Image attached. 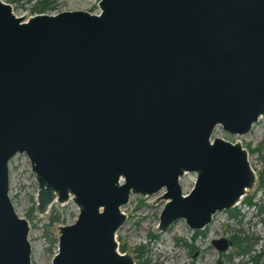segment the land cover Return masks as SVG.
I'll return each instance as SVG.
<instances>
[{
    "label": "water",
    "instance_id": "obj_1",
    "mask_svg": "<svg viewBox=\"0 0 264 264\" xmlns=\"http://www.w3.org/2000/svg\"><path fill=\"white\" fill-rule=\"evenodd\" d=\"M99 11L14 14L0 0V264H31L9 197L25 154L36 209L69 200L52 264H135L116 232L131 194L163 186L158 230H203L254 174L239 142L264 117V0H99ZM197 180L183 195L179 177ZM223 254L225 236L211 240ZM215 264H224L222 259Z\"/></svg>",
    "mask_w": 264,
    "mask_h": 264
},
{
    "label": "rangeland",
    "instance_id": "obj_2",
    "mask_svg": "<svg viewBox=\"0 0 264 264\" xmlns=\"http://www.w3.org/2000/svg\"><path fill=\"white\" fill-rule=\"evenodd\" d=\"M4 1L12 6L13 12L17 16L28 18L36 14L32 11L34 0ZM98 1L55 0L56 8L44 13L55 14L64 10H87L97 13L99 11ZM213 136L228 141H239L244 146L249 139L253 145H257L263 140L260 153L263 157L262 160L258 158L257 153H254L251 155V162L256 168L264 169V117L259 119L249 134L233 136L217 127ZM194 179V173H187L180 179L183 194L192 188ZM37 190V181L27 156L16 154L9 161L8 194L16 212L20 216L26 217L30 224L28 239L31 245V264H52L57 247L56 244L50 246L45 233L46 231L52 232L56 237L58 226L71 224L75 220L78 210L72 200H69L63 204L55 202L46 212L38 213L35 206ZM162 191L149 196L131 194L128 202L121 207V211L127 218L116 233V241L118 246H124V252L130 254L136 261L139 256L140 261L147 264H215L219 253L211 246V240L220 236H230L235 229L243 231L242 235H254L261 238L255 245L254 251L251 252L252 255L259 253L264 248V223L250 219L252 210L243 202L237 206L242 214L240 218L238 217L241 219L240 222L231 217L229 212H219L214 216L212 222L203 229L204 234L196 239L192 238L193 232L187 227L184 220H178L164 232L159 231L157 228L159 214L165 202L161 198ZM253 191L255 199L264 197V188H258L257 184L255 189H251L247 194L249 195ZM27 213H30V217H27ZM50 215L58 216L60 220L53 222L49 227ZM175 238L192 244L195 249L193 252H189L187 248L177 244ZM138 247H140L139 252L137 251ZM195 250L198 251L197 255H194ZM233 254L234 248H230L222 254L225 264L239 263L240 259L236 255L232 256L230 260L227 259L228 255Z\"/></svg>",
    "mask_w": 264,
    "mask_h": 264
},
{
    "label": "flooded vegetation",
    "instance_id": "obj_3",
    "mask_svg": "<svg viewBox=\"0 0 264 264\" xmlns=\"http://www.w3.org/2000/svg\"><path fill=\"white\" fill-rule=\"evenodd\" d=\"M260 118H262V117H260ZM259 118V119H260ZM259 119H258V121H259ZM257 121V122H258ZM256 122V123H257ZM256 123H254L253 125H252V127L250 128V130L248 131V132H246L245 134H249V133H251V131L253 130V127H254V125L256 124ZM217 127H220V128H222L220 125H217V126H215L214 127V130L212 131V133H211V136H210V141H211V143L213 142V139L214 138H220V137H214L213 136V134H214V132H215V130H216V128ZM223 130V129H222ZM224 131V130H223ZM225 132V131H224ZM227 133V132H226ZM227 134H229V133H227ZM245 134H242V135H237V134H229V135H233V136H243V135H245ZM223 139V138H222ZM224 140H226V139H224ZM226 141H228V140H226ZM229 142H231V143H236V142H239V141H229ZM263 140L261 141V142H259L257 145H253L252 144V141H250V139L248 140V142L246 143V146H244V144H242L241 142H239L240 144H241V146H242V148L243 149H245L246 151H247V160H248V162H249V164H250V167H251V170H252V172H253V174H254V181H253V184H252V186L251 187H249V188H246L245 189V192L239 197V199H238V201L235 203V206L234 207H232V208H230V209H225V210H222V211H220V212H224V211H226V212H229V215H231V214H236L237 216L236 217H233V218H235V219H237L238 220V222H240L241 221V219H238V217L240 218L241 216H242V214L240 213V211L238 210V205H239V203H241V202H243V204H245V205H247L248 207H250L251 208V210H252V213H251V215H250V219H254L256 222H260V223H264V213H263V211H264V197H262V198H258V199H255V197H254V191H253V193H251V194H247L251 189H255V187H256V184H257V187L258 188H264V185H263V182H264V169L263 168H260V169H258V168H256L253 164H252V162H251V155L252 154H254V153H257V156H258V158H260V160H262V155L260 154L261 153V150H262V146H263ZM187 173H194L195 174V179H194V183H193V186H194V184H195V182H196V180H197V175H196V173L195 172H189V171H185L184 172V174L182 175V176H180L179 177V184H180V179L182 178V177H184ZM193 186H192V188H193ZM180 187H181V184H180ZM191 188V189H192ZM191 189L187 192V193H182L184 196L185 195H188V193L191 191ZM160 190H163L162 192H161V194H162V199L165 201L164 202V205H165V203H166V199H164L163 198V195L167 192V189H166V187L165 186H163L162 188H160V189H158L156 192H158V191H160ZM181 190H182V188H181ZM155 192V193H156ZM154 194V193H153ZM139 195H141V194H139ZM141 196H143V195H141ZM249 201H250V203H249ZM164 205H163V207H164ZM163 209V208H162ZM161 209V210H162ZM161 212V211H160ZM217 213H219V212H217ZM216 213V214H217ZM215 214V215H216ZM118 231V230H117ZM192 232H193V236H192V238L193 239H196V238H198V237H200L201 235H203L204 234V230H198V231H196V230H192ZM117 233V232H116ZM235 233H239L240 235H242V233H243V231H241L240 229H235V231H234V233L233 234H235ZM232 234V235H233ZM232 235H230V236H225V237H227L231 242H232V245H231V247L230 248H234L233 247V241H232V238H231V236ZM242 236H251V237H258V239H257V242L254 244V246H253V249H252V251L251 252H253L254 251V249H255V245L258 243V241L261 239L259 236H254V235H242ZM116 237V236H115ZM55 239H56V242H55V244H56V247H57V235H56V237H55ZM175 241H176V243L177 244H181L183 247H185V248H187L188 250H189V252H193V250L195 249V247L192 245V244H189V243H187V242H185V241H181L179 238H175ZM212 246V245H211ZM122 247H124V246H122ZM122 247H119L118 246V250H119V252L121 253V254H124L125 252V248L124 249H122ZM213 247V246H212ZM215 248V247H214ZM229 248V249H230ZM228 249V250H229ZM227 250V251H228ZM137 251L139 252L140 251V247H138L137 248ZM136 251V252H137ZM226 251V252H227ZM237 250L234 248V254L232 255V256H234L235 255V252H236ZM225 252V253H226ZM251 252H250V254H248V255H245V256H243V257H238L240 260H242V261H247V263H250V264H254L253 263V261L254 260H251V257H255V258H258V262H256L255 264H264V248H262L260 251H259V253H257V254H254V255H252L251 254ZM56 253H57V251H56ZM55 253V254H56ZM197 253H198V251L197 250H195V252H194V255H197ZM219 253V252H218ZM54 254V255H55ZM224 254V253H223ZM260 254V255H259ZM232 256H231V258H232ZM246 258V259H243V258ZM137 258H138V261H136L135 259V264H138L139 263V261H140V259H139V256H137ZM222 259V254L221 253H219V257H218V259L217 260H219V259ZM227 259H229L230 260V258H229V255L227 256ZM222 261L224 262V260L222 259ZM216 263V262H215ZM224 264H225V262H224Z\"/></svg>",
    "mask_w": 264,
    "mask_h": 264
},
{
    "label": "trees",
    "instance_id": "obj_4",
    "mask_svg": "<svg viewBox=\"0 0 264 264\" xmlns=\"http://www.w3.org/2000/svg\"><path fill=\"white\" fill-rule=\"evenodd\" d=\"M34 1L35 2L32 6V11L34 13H44V12H47V11H50V10H53L54 8H56L55 0H34ZM263 185H264V182H263ZM249 203H250V201H249ZM263 213H264V211H263ZM29 215H30V213H27V217H30ZM230 216L236 217L237 215L233 213ZM58 220H60V218L58 216L50 215V221L48 223V226L50 227L53 222L58 221ZM48 229H50V228H48ZM45 236L47 237L50 246H54L56 239H55V236L52 234V232L46 231ZM231 238L233 241V247L237 250L235 252V255L238 257H240V256L243 257L245 255L250 254V252L253 249L254 244L257 242V239H258V237L242 236L239 233L233 234L231 236ZM122 249H124V247H122ZM231 256L232 255H229V258H231ZM251 260H254L253 261L254 264L256 262H258L257 261L258 258H255V257L254 258L251 257ZM138 264H147V263L143 262V261H139ZM237 264H247V261L240 260L239 263H237Z\"/></svg>",
    "mask_w": 264,
    "mask_h": 264
}]
</instances>
